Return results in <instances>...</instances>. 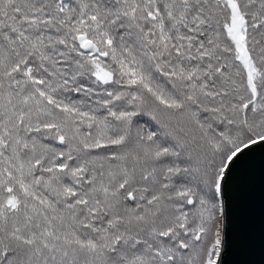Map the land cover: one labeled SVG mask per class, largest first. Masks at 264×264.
Returning a JSON list of instances; mask_svg holds the SVG:
<instances>
[{
  "label": "snow or ice",
  "instance_id": "6c2138e0",
  "mask_svg": "<svg viewBox=\"0 0 264 264\" xmlns=\"http://www.w3.org/2000/svg\"><path fill=\"white\" fill-rule=\"evenodd\" d=\"M264 151V0H0V264H225Z\"/></svg>",
  "mask_w": 264,
  "mask_h": 264
},
{
  "label": "water",
  "instance_id": "95a60500",
  "mask_svg": "<svg viewBox=\"0 0 264 264\" xmlns=\"http://www.w3.org/2000/svg\"><path fill=\"white\" fill-rule=\"evenodd\" d=\"M230 200L231 246L225 264H264V151L241 162Z\"/></svg>",
  "mask_w": 264,
  "mask_h": 264
}]
</instances>
